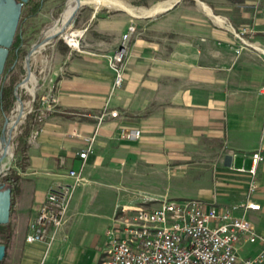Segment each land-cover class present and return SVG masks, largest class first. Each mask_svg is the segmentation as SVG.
Returning a JSON list of instances; mask_svg holds the SVG:
<instances>
[{"label":"crops","instance_id":"obj_1","mask_svg":"<svg viewBox=\"0 0 264 264\" xmlns=\"http://www.w3.org/2000/svg\"><path fill=\"white\" fill-rule=\"evenodd\" d=\"M106 1L107 12L95 8L85 24L84 74L50 80L56 111L35 142L26 137L13 189L12 221L20 232H29L51 185L74 182L67 170L81 172L82 180L49 251L25 240V264H101L122 209L165 197L218 207L249 199L261 206L249 211V219L264 236V159L255 173L252 159L256 152L264 157V60L250 47L238 55L241 43L229 27L250 17L264 27L263 6L256 0ZM244 4L254 5V13L233 11ZM235 13L242 22H234ZM132 25L137 32L124 83L113 92L109 59ZM132 129L141 137L124 135ZM90 144L92 151L81 159ZM253 182L257 188L250 193ZM142 183L151 192L139 197ZM248 244L253 247L245 252ZM238 248L245 258L262 245L241 241Z\"/></svg>","mask_w":264,"mask_h":264},{"label":"built area","instance_id":"obj_2","mask_svg":"<svg viewBox=\"0 0 264 264\" xmlns=\"http://www.w3.org/2000/svg\"><path fill=\"white\" fill-rule=\"evenodd\" d=\"M264 14V8L261 9ZM233 41L241 43L238 55L247 47L258 52L264 59V43L251 41L257 35L264 38V27L242 25L238 28L229 24ZM130 26L124 34L119 48L109 59V66L115 73L113 92L124 82V65L128 55L131 35L136 31ZM25 83V82H24ZM19 86L16 89L18 94ZM22 103L14 115L4 137L9 140L7 154L16 145V138L21 128L29 121L30 134L28 142H35L41 132V125L56 111L57 99L53 93L35 98L25 108ZM112 112V117H117ZM103 121L104 115L98 117ZM128 138L141 137V130L132 129L125 132ZM4 141V145H5ZM92 151V144L79 153L81 159H87ZM12 157L14 155H11ZM256 167L264 157L256 152L252 156ZM15 167V166H14ZM11 166L0 173V181L8 176ZM66 176L73 183H55L48 189L46 201L38 215L29 225L25 240L28 244H45L49 251L55 240L57 229L63 224L74 193L76 182L82 180L81 172L74 169L66 171ZM257 185L253 182L250 193ZM261 206L249 199L243 203L228 206H207L194 199L163 198L155 207L123 208L122 215L115 226L108 231V244L101 264H264V236L258 234L250 219L249 211L259 210ZM259 242L261 251L250 257H241L238 244L241 242Z\"/></svg>","mask_w":264,"mask_h":264},{"label":"rangeland","instance_id":"obj_3","mask_svg":"<svg viewBox=\"0 0 264 264\" xmlns=\"http://www.w3.org/2000/svg\"><path fill=\"white\" fill-rule=\"evenodd\" d=\"M132 1L136 6H141L149 4L152 0ZM256 1L259 7L263 6L264 8V0ZM103 2H101V4L85 3L83 5L80 4L77 6L75 0H45L42 10L36 16L29 17L28 11L26 9L24 10L23 18L19 23V32L21 33V37L23 40L22 47L25 50V55L23 58L17 61L16 67L12 72L8 74V76H6L5 79V83L9 85L10 83H12L13 78H17L15 94L18 86L19 90L18 94H16V99L11 111L0 113V156L5 150L3 141V137L4 135H6V133L4 132L5 126L9 128L14 115L13 111H18L19 106H22V103L18 101V95L22 99L25 105L24 107L26 108L29 105L28 103L31 102L32 99L35 98L36 100H39L43 95L54 93L53 88H51V85H49L51 79H61V77L71 78L74 76L81 77L82 74H84L85 70L83 69H85V44L89 42L88 38L90 37L88 36L87 29H85V24L88 23L89 20H87V18L91 12L95 11V8L99 12H107V9L105 8V4ZM73 4L77 6L76 11L70 18L64 21L67 11ZM238 7L244 12L249 11L251 13H254V5L252 4L247 6L246 4H244L242 5V7H235L234 5L233 11L236 12V9L238 10ZM217 12H223L226 14V11ZM234 19V22H236L237 24L242 22L240 16L238 18L237 13H235ZM252 21L253 20L251 19V17L249 19L247 18V23H244V25L252 26L254 23ZM234 27L238 28L240 26ZM135 30L136 31L131 35V37L136 34L137 29ZM75 32L77 33V35L74 36L75 40L70 41L68 39V35ZM120 44L118 45L117 49L119 48ZM129 48L130 41L128 44V55L126 57L124 65V79L127 70ZM30 53L31 55L29 56ZM41 60V67L43 66L42 68H40L39 64ZM44 84L46 86H44ZM25 125L21 128V132H19V135L16 138L15 147L11 148L10 153H8L4 161L0 163V173H2L3 170L7 167L11 166L9 175L12 174L13 176H19L18 164H21L22 166L25 160V154L20 148V137L26 134V130L28 127L27 123ZM11 155L14 156L12 157ZM142 184L143 185L141 187L139 186V190L136 191L137 196L139 197L146 192H151L149 188H146L148 186L147 183ZM158 204H160V202H150L147 205H143L155 208ZM245 247V252H248L252 249L253 246L252 244H248L245 245Z\"/></svg>","mask_w":264,"mask_h":264},{"label":"water","instance_id":"obj_4","mask_svg":"<svg viewBox=\"0 0 264 264\" xmlns=\"http://www.w3.org/2000/svg\"><path fill=\"white\" fill-rule=\"evenodd\" d=\"M29 1L30 0H0V83L6 67L10 49L14 43L18 30L23 8ZM77 2L80 3L81 0H77ZM30 55L31 53L29 56ZM3 141L6 143L5 150L0 156V163L7 157V147L9 145V140H7L6 137H3ZM10 202L11 191L7 190L6 192H0V205H2L3 208V210L0 211V223L7 222L9 220ZM0 250H2V247Z\"/></svg>","mask_w":264,"mask_h":264},{"label":"trees","instance_id":"obj_5","mask_svg":"<svg viewBox=\"0 0 264 264\" xmlns=\"http://www.w3.org/2000/svg\"><path fill=\"white\" fill-rule=\"evenodd\" d=\"M44 1L45 0H30L28 3H26L23 8L20 20H22L23 18V13L25 9L28 11L29 17L36 16L42 10ZM229 1L232 4H238V3L243 2L244 0H229ZM19 27L20 25L18 26V30H17L16 36L14 39V43L10 49L6 67H5V70H4L2 79H1V83H0V113L11 111L14 105V101L16 99L15 88H16L17 78H13L12 83H10L9 85L5 83V79H6V76H8V74L14 70V68L17 65L16 64L17 61H19L25 55V50L22 47L23 40L21 37V33L19 32V29H20ZM28 132L29 130L27 129L26 134L20 137V146H21L20 148L21 150H23V152L26 150V146H27L26 137L28 136ZM18 178H19L18 175L13 176L11 174L5 178V181H7L8 185H10L12 189H14L15 188L14 186L17 183Z\"/></svg>","mask_w":264,"mask_h":264},{"label":"flooded vegetation","instance_id":"obj_6","mask_svg":"<svg viewBox=\"0 0 264 264\" xmlns=\"http://www.w3.org/2000/svg\"><path fill=\"white\" fill-rule=\"evenodd\" d=\"M3 177L0 181V192L11 191V202L9 208V220L0 223V264H25V236L26 233L20 232L12 221L13 209L15 206L14 190L8 185ZM0 205V211H2Z\"/></svg>","mask_w":264,"mask_h":264},{"label":"bare ground","instance_id":"obj_7","mask_svg":"<svg viewBox=\"0 0 264 264\" xmlns=\"http://www.w3.org/2000/svg\"><path fill=\"white\" fill-rule=\"evenodd\" d=\"M76 1V3H77V6L78 5H80V4H85V3H100L101 4V2H103V1H105V2H107L106 0H81V2L79 3V2H77V0H75ZM77 6L76 5H72L71 7H70V9L67 11V13H66V15H65V19H64V21H66L68 18H70L71 16H72V14L74 13V11L76 10V8H77ZM68 9V8H67ZM59 22V21H58ZM70 34V33H69ZM77 35V33L75 32V33H73V34H70V35H68V39L70 40V41H74L75 39H74V36H76Z\"/></svg>","mask_w":264,"mask_h":264}]
</instances>
